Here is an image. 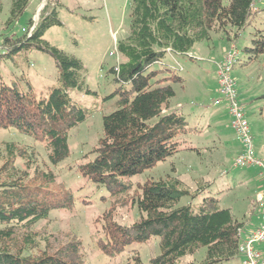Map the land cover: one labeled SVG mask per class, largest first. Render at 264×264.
Returning a JSON list of instances; mask_svg holds the SVG:
<instances>
[{"label":"trees","instance_id":"1","mask_svg":"<svg viewBox=\"0 0 264 264\" xmlns=\"http://www.w3.org/2000/svg\"><path fill=\"white\" fill-rule=\"evenodd\" d=\"M32 2L11 0L8 18L0 20V59L20 69L29 53L43 52L55 62L58 84L37 92L24 73L10 81L0 73V130H15L42 144L49 161L58 166L71 157L72 131L96 111L74 100L72 93L98 94L84 81L82 61L45 40L49 29L63 25L59 0H47L37 23L31 18L23 33H12ZM131 2L129 33L116 46L123 61L108 70L115 89L103 98L116 99V109L103 116L102 136L76 166L79 176L108 193L102 197L110 201V208L103 215L97 247L110 258L133 251L135 263L144 264L134 246L156 241L159 252L150 264H229L241 258L239 246L248 222L223 207L219 197L207 194V183L197 182L192 190L171 174L143 183L134 179L183 150L200 153L189 145L198 128L181 108L171 105L177 95L174 85L185 83L178 60L194 59V47L211 42L215 33L241 36L256 19L257 0ZM3 10L0 0V15ZM251 35V44L243 47L246 54L231 46L238 51V64L264 56V26ZM19 159L25 169L18 167ZM35 163L28 147L6 144L0 164V264H87L78 235L37 231L53 212H72L77 197L52 172L34 168L32 175ZM184 197L191 202L180 204ZM128 205L137 209L138 217L130 225L119 224L114 212ZM204 249L200 259L184 263Z\"/></svg>","mask_w":264,"mask_h":264},{"label":"rangeland","instance_id":"2","mask_svg":"<svg viewBox=\"0 0 264 264\" xmlns=\"http://www.w3.org/2000/svg\"><path fill=\"white\" fill-rule=\"evenodd\" d=\"M131 1L59 0V18L63 25L52 27L45 35V40L51 45L82 61L85 68L84 81L98 94L86 95L78 91L72 93L74 100L96 111L89 120L72 131L71 157L54 166L42 144L15 130H0V164L4 160L7 143H15L20 148L28 147L29 151L34 153L36 161L31 169L32 175L34 168L52 172L56 175L58 183H63L74 191L77 197L75 209L72 212H53L50 218L40 222L36 229L43 234L78 235L84 242L87 264H136L132 258L133 251L110 258L103 255L97 247V239L101 236L102 218L110 208V201L102 200V197L108 193L105 188L89 182L76 171L82 157L92 150L102 136L103 116L116 109V99L103 101V98L115 89L108 70L123 61L116 51V46L117 41L126 38L129 33ZM2 2L4 10L0 20L4 23L9 16L11 0ZM46 3L47 0H33L12 33H23L27 21L31 18L37 23ZM257 7L259 12L256 19L241 36L236 37L234 33H215L211 42L199 43L194 47V59L184 57L178 60L182 67L180 74L186 79L184 84L174 85L177 95L171 105L172 108H182L191 125L194 127L195 124L198 128L199 132L193 133L189 138V145L200 148V153L183 150L169 161L136 177L135 183L158 180L171 174L181 178L192 190L197 187V182L207 183V194L219 197L221 205L231 208L239 220H243L245 215L251 216L252 205L257 210L254 194L262 183L260 169L240 168L235 165L241 145L230 127V116L225 105H214L219 98L216 63L231 46H236L240 52L246 54L243 47L251 44L252 32L256 27L264 26V0H257ZM248 58L247 54L242 60L247 62ZM0 73L6 81L24 73L37 92L58 84L55 62L49 55L40 51L29 53L28 63L23 62L20 69H16L12 62L0 59ZM232 75L239 91L238 101L250 123L256 155L264 161V56L251 64H238ZM17 165L21 169L26 168L20 159ZM173 167L176 169L175 173L172 171ZM261 190L262 184L258 192ZM83 200L88 203L85 204ZM189 202L191 199L184 197L180 204ZM259 215V212L253 213L252 219L258 221ZM114 217L119 224L130 225L137 219L138 211L134 206L128 205L116 209ZM134 248L144 264H150L151 256L159 252L156 241ZM261 248L264 255V245ZM204 253L205 249L195 256H188L184 263L200 259ZM229 264L241 263L238 259Z\"/></svg>","mask_w":264,"mask_h":264},{"label":"built area","instance_id":"3","mask_svg":"<svg viewBox=\"0 0 264 264\" xmlns=\"http://www.w3.org/2000/svg\"><path fill=\"white\" fill-rule=\"evenodd\" d=\"M257 11V8H253ZM238 51L231 47L224 54L222 60L217 62L216 74L219 98L214 102L216 106H226L230 116V127L234 130L241 145L235 160V165L240 168L255 167L260 169L262 190L255 194V204L261 216V223L244 235L239 246L241 264H264V255L258 249L264 243V161L257 157L254 140L250 131V123L238 101L239 92L237 83L232 75L233 69L238 64Z\"/></svg>","mask_w":264,"mask_h":264},{"label":"crops","instance_id":"4","mask_svg":"<svg viewBox=\"0 0 264 264\" xmlns=\"http://www.w3.org/2000/svg\"><path fill=\"white\" fill-rule=\"evenodd\" d=\"M216 70V69H215ZM186 79V78H185ZM217 79V78H216ZM182 109V108H181ZM194 126H195V124H194ZM240 150V149H239ZM239 150H238V152H239ZM262 181V180H261ZM261 181H260V183H261ZM262 184V183H261ZM261 184H260V186H261ZM260 186L258 187V189L256 190V192H258L259 191V189H260ZM256 192H255V194H256ZM254 194V195H255ZM254 197V196H253ZM253 200V199H252ZM251 211H253L252 213H251V216H249V215H245V217H244V219H243V221H246V222H248L247 224H246V226H245V229H244V235H246L248 232H250L252 229H254L257 225H259L260 223H261V216L259 215V219H258V221H254L253 219H252V214L253 213H258L257 211H255V210H253V205H252V209L250 210V212ZM233 212V211H232ZM263 245H264V243H263ZM262 244H260L259 246H258V249L259 250H261L262 251V246H263ZM263 253V252H262ZM240 263H241V261H240Z\"/></svg>","mask_w":264,"mask_h":264},{"label":"water","instance_id":"5","mask_svg":"<svg viewBox=\"0 0 264 264\" xmlns=\"http://www.w3.org/2000/svg\"><path fill=\"white\" fill-rule=\"evenodd\" d=\"M42 6H43V5H42ZM42 6H41V7H42ZM41 9H42V8H41Z\"/></svg>","mask_w":264,"mask_h":264}]
</instances>
